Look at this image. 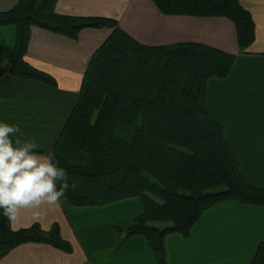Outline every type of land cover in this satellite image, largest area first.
Segmentation results:
<instances>
[{"label": "trees", "instance_id": "1", "mask_svg": "<svg viewBox=\"0 0 264 264\" xmlns=\"http://www.w3.org/2000/svg\"><path fill=\"white\" fill-rule=\"evenodd\" d=\"M57 1L19 0L0 12V26L16 28L14 49L0 59V67L17 78L55 86L50 74L26 60L33 27L73 39L85 28L112 30L88 65L78 101L51 153L69 184H75L62 199L99 206L141 198L143 212L117 231L124 238L143 236L157 264H167L166 237H188L217 204L264 207V188L244 178L224 126L206 107L208 82L228 77L236 56L199 43L146 46L116 19L61 14ZM153 2L168 15L230 19L243 52L255 41L254 19L240 0ZM29 242L72 249L57 224L49 230L40 224L13 229L0 211V259ZM249 264H264V241Z\"/></svg>", "mask_w": 264, "mask_h": 264}, {"label": "crops", "instance_id": "2", "mask_svg": "<svg viewBox=\"0 0 264 264\" xmlns=\"http://www.w3.org/2000/svg\"><path fill=\"white\" fill-rule=\"evenodd\" d=\"M19 0H0V12ZM252 15L255 41L241 51L235 24L222 16L168 15L153 0H58V13L109 17L146 46L199 43L236 56L224 79L208 82L206 107L222 123L225 137L251 185L264 188V0H240ZM109 28H85L77 38L33 27L26 60L50 74L55 86L17 78L0 70V123L19 125L22 139L39 144L42 154L54 144L72 113L88 65L111 35ZM16 28L0 26V59L15 45ZM2 67H0L1 69ZM144 210L133 197L99 206H76L61 199L58 207L22 211L13 229L58 225L71 251L46 243H24L0 264H157L141 235L124 238L117 228L130 226ZM123 241V242H121ZM264 241V207L225 201L208 209L191 234L165 239L167 264H249Z\"/></svg>", "mask_w": 264, "mask_h": 264}, {"label": "clouds", "instance_id": "3", "mask_svg": "<svg viewBox=\"0 0 264 264\" xmlns=\"http://www.w3.org/2000/svg\"><path fill=\"white\" fill-rule=\"evenodd\" d=\"M19 125L0 123V211L15 222L22 211L38 215L43 206L58 207L75 184L51 153H39V144L22 139Z\"/></svg>", "mask_w": 264, "mask_h": 264}, {"label": "rangeland", "instance_id": "4", "mask_svg": "<svg viewBox=\"0 0 264 264\" xmlns=\"http://www.w3.org/2000/svg\"><path fill=\"white\" fill-rule=\"evenodd\" d=\"M3 69H6V67L4 66V67H2L0 70H3ZM138 198V197H137ZM141 199V198H140Z\"/></svg>", "mask_w": 264, "mask_h": 264}]
</instances>
